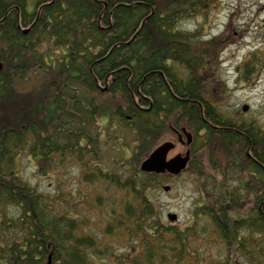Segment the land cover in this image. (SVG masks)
<instances>
[{
	"label": "trees",
	"instance_id": "1",
	"mask_svg": "<svg viewBox=\"0 0 264 264\" xmlns=\"http://www.w3.org/2000/svg\"><path fill=\"white\" fill-rule=\"evenodd\" d=\"M28 3L0 0V264H264V128L210 99L204 113L173 99V82L180 94L205 88L206 50H193L198 33L181 23L213 0ZM206 120L209 146L222 141L263 185L242 216L233 212L245 199L216 194L178 224L154 195L174 175L140 165L158 146L159 124L199 132ZM17 157L54 193L27 179ZM194 165L186 170L204 183V166ZM69 166L78 173L70 187Z\"/></svg>",
	"mask_w": 264,
	"mask_h": 264
},
{
	"label": "rangeland",
	"instance_id": "2",
	"mask_svg": "<svg viewBox=\"0 0 264 264\" xmlns=\"http://www.w3.org/2000/svg\"><path fill=\"white\" fill-rule=\"evenodd\" d=\"M32 1L29 0V10L33 9ZM181 25L185 30L198 33L197 40H192L193 50H206L203 81L208 99L224 113L248 122L255 120L256 124L264 128V0H213L206 15L184 20ZM213 38L217 45H211L214 50L210 53L209 41ZM257 59L261 60L262 65L259 66ZM247 64L253 67L248 77ZM245 105L248 107L246 110L243 109ZM53 113L50 110L44 115L47 121ZM193 134L194 146L197 147L193 159L195 165L200 161L204 166L207 175L203 179L205 182L192 170L169 176L154 194L163 216L167 219L168 213H176V222L187 225L193 218L195 207L214 201L216 194L227 196L229 202L245 199L241 211L233 212L235 216L237 213L244 215L259 193L257 187L263 185L257 174L247 168L241 171L237 164H242L240 159L234 156L229 158L222 141L212 143L216 146L213 150L210 144L203 145V133L197 134L196 131ZM31 162L25 157H17L15 164L41 190L54 193L52 181L36 177ZM69 168L70 187L77 184L78 173L75 167ZM165 185L171 188L166 190ZM86 189L89 191L91 187L87 186ZM110 263L113 264L111 260L107 262Z\"/></svg>",
	"mask_w": 264,
	"mask_h": 264
},
{
	"label": "flooded vegetation",
	"instance_id": "3",
	"mask_svg": "<svg viewBox=\"0 0 264 264\" xmlns=\"http://www.w3.org/2000/svg\"><path fill=\"white\" fill-rule=\"evenodd\" d=\"M111 52H112V49H110L108 54H110ZM202 62H205V61L202 60ZM168 64L170 66H173V64L171 63V60H168ZM177 68H178V63H176V61H175L174 62V71H175L174 73L175 74H177V70H176ZM204 70H205V66L203 65L202 66V75H201V82H202L203 85H204V81H203V72H204ZM182 74H180V75L182 76ZM182 79H183V82H185L184 85L187 86V84L189 82L188 79L187 78H182ZM198 83H200V80H198ZM174 84H175V82H173L172 88H173V91L176 94H174L173 99H179V100H183V101H188V103L190 102L191 105L200 106L202 112L204 113V104L208 100V95H207V93L205 91V88H203V86H202L201 89H200V87H197V89H196L197 91L195 92V94L193 92L192 95H190V94L188 95L189 92H187V91L185 92V94L178 93V91H176L174 89V87H173ZM237 120L240 121V119H238V116H237ZM205 122H206V123H204L205 125L201 126V128L199 127L200 130H199V132H197V134L198 133H201V134L203 133L204 136H205V138L203 139V145H208L209 144L208 143L209 142L208 141L209 140V129H208V126H207L208 125L207 120ZM212 125H214V124H212ZM184 128L185 127H182V126H181V128H178V127L173 126L171 124L166 129H162L160 124H159V127H156L157 136H158V139H159L158 140V142H159L158 145H161V144H163V143H165L167 141L172 142L173 145H175L174 148H172L170 150L169 153H171V152L172 153L168 157H172V156L177 155L179 153L185 154L186 151L188 149H190L191 158H194L195 153H193V152H194V150L197 149V147L194 146L195 145V143H194L195 136L193 134L194 132L191 131V130H187L186 128H185L186 130H184ZM167 129H170L172 132L168 131L165 134H163V131L164 130L167 131ZM227 129H229L231 132L236 131V129L234 127H228ZM187 134L191 135L190 141H188ZM168 136H170V137H168ZM90 145H98V143L93 142ZM100 145H113V143L105 142V143H100Z\"/></svg>",
	"mask_w": 264,
	"mask_h": 264
},
{
	"label": "water",
	"instance_id": "4",
	"mask_svg": "<svg viewBox=\"0 0 264 264\" xmlns=\"http://www.w3.org/2000/svg\"><path fill=\"white\" fill-rule=\"evenodd\" d=\"M28 29H25L24 32H27ZM2 68V63L0 62V69ZM248 107L245 105L243 109H247ZM185 130V129H184ZM188 141L191 139V135L187 134ZM172 142H165L159 146H157L147 158H145L141 162V169L147 172H157L164 173L169 172L171 174L177 175L184 171L188 163L191 159V151L188 149L185 154H177L171 158H168V153L172 148H174ZM164 188L169 190L171 188L170 185H165ZM167 217L175 221L178 218L176 213H168ZM23 264H36V263H23ZM47 264H52L51 257H49Z\"/></svg>",
	"mask_w": 264,
	"mask_h": 264
}]
</instances>
